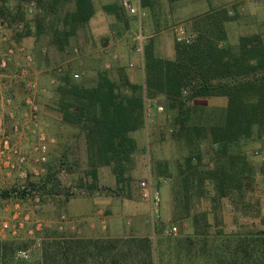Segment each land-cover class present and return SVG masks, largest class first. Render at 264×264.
Wrapping results in <instances>:
<instances>
[{"label": "rangeland", "instance_id": "obj_1", "mask_svg": "<svg viewBox=\"0 0 264 264\" xmlns=\"http://www.w3.org/2000/svg\"><path fill=\"white\" fill-rule=\"evenodd\" d=\"M90 1L92 16L86 22L71 26L75 0H56L54 8H45V12L40 8L38 11L42 13L41 16H46L40 20L36 19L34 13L36 7L32 13L25 11L28 0H0V23L4 24L0 30L8 28L0 33L1 41L4 42L0 49L3 52L6 47L17 43L23 46L32 55L29 74L38 85L36 91L27 93L13 69L14 77L22 88V98L16 102L13 94L9 95L12 98L10 108L15 111L12 121L25 122V128L17 134L10 131L7 134L19 138L16 144L22 152L38 141V131L45 134L47 145L44 162L31 163L27 160L23 163L21 167L25 169L26 175H20V165L12 169L0 166V220L2 216L9 217L13 213L15 202L8 193H2L21 184L38 183L48 171L53 173L49 184L43 186L47 190L42 191L38 210H34L32 201H18L22 214L30 216L25 221V228L19 230L15 237L25 244L23 248L32 245L33 239L27 230L34 229L37 223H41L44 237L174 236L167 234V231L175 232V235L188 234L191 232L190 219L184 215V202L178 200L183 191L180 187L182 174L177 167L181 164L184 168L182 163L186 157H191L193 164L202 166L211 157V135L200 138V142L199 139L187 140L175 136V110L170 109L164 96L157 93L145 101L144 127L130 133L133 150L129 160L120 167L121 173L116 174L112 165H92L87 157L84 136L77 127L65 122L57 109L52 90L56 74L59 73L57 67L60 66L61 71H69L71 76L72 71H76L79 77L72 76V79L88 86L94 85L98 74L104 70H108L109 76L115 81L126 74L132 84L144 85L145 52L152 55L153 59L173 58L174 55L168 57L164 45L168 41L175 43L173 27L181 24L195 36L208 25L206 22H209L210 15L225 19L223 27L229 45H236L241 35H257L264 43V0H194V3L181 0L172 5L157 0L144 4L140 0L143 10L147 11L140 22L124 9L119 20L109 14L120 0ZM19 23L22 28L17 27ZM61 25L68 32L66 37ZM18 29H22V32H18ZM139 29L144 35L142 55L134 51L135 36ZM74 46L78 48L76 55L70 51ZM124 91L129 92L127 89ZM28 97L32 102H27ZM196 100L203 106H223L225 103L222 98L215 97ZM6 109V104L0 101V123L4 129L9 120ZM17 109L22 110L21 116L16 115ZM33 125L36 129L34 132L31 131ZM240 146L248 155L255 172L248 189L259 201L260 215L264 218V137L253 131L246 140L240 142ZM22 152L20 155L24 154ZM92 176L94 181L89 182ZM142 180H150L160 192L161 204L157 214L152 212L150 202L141 195L139 183ZM49 189L53 190L54 195L49 193ZM211 196H197L189 211L211 209ZM231 208L224 201L222 218L227 228L234 221ZM62 216L65 217L63 223ZM239 216L242 217L241 214ZM88 223L93 225V231L83 233L79 228ZM5 238H8V234L0 228V239Z\"/></svg>", "mask_w": 264, "mask_h": 264}, {"label": "trees", "instance_id": "obj_2", "mask_svg": "<svg viewBox=\"0 0 264 264\" xmlns=\"http://www.w3.org/2000/svg\"><path fill=\"white\" fill-rule=\"evenodd\" d=\"M28 1L35 3L38 20L46 18L40 8L45 12L56 3ZM122 10L119 3L109 14L119 20ZM71 16V26L86 22L92 16L91 1L75 0ZM208 21L192 42L175 41L171 59H153L145 52L144 85L132 84L126 74L115 81L104 70L88 86L63 70L56 74L52 89L61 118L84 136L89 162L112 165L116 174L133 150L130 133L144 127L146 99L157 93L175 110V136L200 142L211 135L208 163L193 164L186 157L184 168L177 167L183 191L178 200L184 202L191 232L155 238L48 235L27 259L17 257L25 244L8 237L0 239V264H264V218L259 201L248 189L255 172L240 146L253 131L264 137V43L257 35H241L236 45H229L225 19L210 15ZM61 27L66 37L67 30ZM208 97L225 103L203 106L196 100ZM52 174L48 171L42 181L29 187L37 185L46 191L43 186ZM49 193L54 195L51 189ZM19 194L25 199L22 191ZM207 194H212L213 207L191 213L193 199ZM224 201L233 213L228 228L222 218Z\"/></svg>", "mask_w": 264, "mask_h": 264}, {"label": "built area", "instance_id": "obj_3", "mask_svg": "<svg viewBox=\"0 0 264 264\" xmlns=\"http://www.w3.org/2000/svg\"><path fill=\"white\" fill-rule=\"evenodd\" d=\"M120 5L124 9V11L131 16H135L138 21L140 22L141 19L145 16V11L140 5L139 0H120ZM35 3L33 1L29 2L26 7L27 13H32L35 9ZM4 24L0 23V27H2ZM18 28H22V24L19 23ZM175 39L177 41L190 43L193 41L194 34L191 32H187L183 25L178 24L173 27ZM5 38V37H4ZM3 38V39H4ZM136 43L134 47V51L138 55H142L143 53V42H144V35L143 32L139 29L137 35L135 36ZM70 51L72 54L76 55L78 52V48L76 46L70 48ZM33 62L32 55L21 45L12 44L9 47H6L5 50L0 54V69H6L10 64H13L15 69V75H17V78L21 80L24 84V89L27 93L34 92L38 89L37 83L31 79L29 74V67L31 63ZM62 68L59 66L57 67V71H61ZM72 76L74 78H78L79 75L76 71H72ZM0 101L1 103L4 102L7 106V109L10 107L12 103V98L8 96H3L2 90L0 88ZM27 102H32L31 99L28 97ZM6 109V110H7ZM34 112H36V107L33 106ZM8 117L10 119H14V110L11 108L7 111ZM36 126V124H35ZM35 126L32 127V132L36 131ZM25 128V122L19 120L12 121L10 132H13L14 134L19 133L22 129ZM28 128V126H27ZM7 130L2 127V124L0 123V166H6L15 168L20 167L23 165V163L27 162V160L31 161V163H41L44 162L46 159V153H47V145L45 143L46 137L43 132L37 133V139L38 141L35 143L30 144L28 150L25 149L23 152V155L21 154V148L19 147L16 142H13L11 140V135L7 134ZM12 134V135H14ZM27 145V144H26ZM22 152V153H23ZM13 158H16V160H13ZM22 168V167H21ZM20 175H26L25 169L22 168L20 171ZM139 188L141 190V195L143 198L147 199L151 204V210L154 214L158 213L159 206L161 204V195L154 185H152L151 181H140ZM43 188L40 186L34 185L33 187H29L27 184H21L20 186H14L10 189L9 195L15 199L14 202V209L13 213L9 216H2L0 220V228L1 231L7 232L8 237L15 238L18 235L19 230L25 228V221L30 219V216L28 214H22V211L20 209L19 200L20 194L19 191H22L24 193V197L28 201L33 202V208L34 210H38L41 205V194H42ZM7 210V208H5ZM61 223L65 222L64 216L61 217ZM61 228V225L59 226ZM171 230V229H169ZM27 234L31 236L33 239V243L31 246H28L26 248H22L18 250L17 257L21 259H27L29 257V254L32 250L39 248L42 244V241L44 239L42 229H41V223H37L34 229H28ZM167 234L169 235H175V232L167 231Z\"/></svg>", "mask_w": 264, "mask_h": 264}, {"label": "crops", "instance_id": "obj_4", "mask_svg": "<svg viewBox=\"0 0 264 264\" xmlns=\"http://www.w3.org/2000/svg\"><path fill=\"white\" fill-rule=\"evenodd\" d=\"M140 1V0H139ZM161 3H165V4H177V3H180L181 0H157ZM189 0H187L188 2ZM196 1V0H195ZM142 2L144 4H148L149 2L150 3H155L156 1L155 0H142ZM189 2H193L194 3V0H190ZM141 5V4H140ZM142 7V6H141ZM145 11V10H144ZM145 15H147V11H145ZM4 26V25H3ZM4 28V27H3ZM2 30H8V28L6 29H2ZM2 30H0V33L3 32ZM5 32V31H4ZM2 38L0 36V46L2 44H4V42L1 41ZM166 41V40H165ZM156 43V42H154ZM165 44V47H166V51H167V55L168 57H173L174 55V42L173 41H168L167 43L164 42ZM158 44V43H156ZM1 48V47H0ZM2 49H0V53L2 52L1 51ZM116 54V53H115ZM141 60V59H140ZM13 69H14V66L13 64H10L6 69H0V87L3 91V94L6 96L7 95H12L13 97V100H16V102H19L20 99L22 98V95H21V91H22V88H21V85L20 83L18 84V82L16 81L15 77H14V72H13ZM10 108V107H9ZM8 108V109H9ZM8 109L5 111L6 113V116H8L7 114V111ZM14 114H15V111H14ZM16 115L17 116H21L22 115V110L21 109H17L16 110ZM11 125H12V119L9 118V120H7V123L5 125V128L6 130L9 132L10 129H11ZM19 138L14 136V135H11V140L13 142H17L19 141L18 140ZM51 149V147H50ZM71 209H74V208H71ZM93 226V225H92ZM90 223H88V225H81L80 226V230L82 229L83 233H90L93 231V228ZM86 235V234H85ZM89 235V234H88ZM110 235H113V234H110ZM90 236V235H89Z\"/></svg>", "mask_w": 264, "mask_h": 264}]
</instances>
